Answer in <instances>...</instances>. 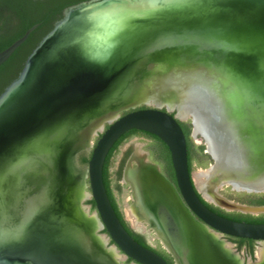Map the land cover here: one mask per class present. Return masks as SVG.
<instances>
[{
    "label": "water",
    "instance_id": "95a60500",
    "mask_svg": "<svg viewBox=\"0 0 264 264\" xmlns=\"http://www.w3.org/2000/svg\"><path fill=\"white\" fill-rule=\"evenodd\" d=\"M122 2L127 23L105 62L83 54L79 38L88 25L87 4L81 5L64 13L0 93V262L120 264L119 251L138 264H169L128 233L103 184L107 153L122 134L136 129L166 145L178 192L145 159L142 178L136 173L133 181L126 180L125 170L139 164L131 165L132 155L122 181L130 184L141 219L166 239L163 246L173 264H243L222 236L263 244L264 222L229 219L203 201L264 213V205L218 192L225 185L264 192V0ZM33 28L0 51V65ZM213 78L229 80L223 103L206 86ZM173 88L182 91L174 105L147 99ZM181 102L194 110H181ZM187 119L191 136L202 138L212 159L203 169L211 199L188 169L179 124ZM93 124L101 128L94 130ZM90 147L82 164L79 156ZM85 176L90 192L84 189ZM86 198L96 208L89 216ZM99 228L113 245L96 234ZM256 257L248 264H264V254Z\"/></svg>",
    "mask_w": 264,
    "mask_h": 264
},
{
    "label": "flooded vegetation",
    "instance_id": "af4514ba",
    "mask_svg": "<svg viewBox=\"0 0 264 264\" xmlns=\"http://www.w3.org/2000/svg\"><path fill=\"white\" fill-rule=\"evenodd\" d=\"M89 2L90 0H0V51L7 48L10 44L15 42L19 38H21L24 35V33L27 31V29L34 26V28L30 31L28 36L24 39V41L20 45H18L15 48V50L11 53V55L7 58L9 59V62L6 64L4 70L10 75L12 74L15 75V76L12 75V77L10 78V82L17 77L28 55L39 44V42L53 29L56 23L62 19V17L64 16V13L69 10L75 9L81 5H86ZM141 106H145V105L142 104L138 106L137 108H142ZM162 107L165 108V105H163ZM133 152L129 153L128 157L126 158L124 165H123L122 173H123L127 160L133 154ZM144 154H145L144 159L146 161L155 163L158 166V170L165 177V179L169 182L171 187L174 188L175 191L178 192L175 177H172L170 174H167L165 170L163 169V167L161 166V164H159L158 162L154 161L151 158L150 150L146 153L144 152ZM131 165L134 167L135 162H132ZM110 177L112 179V182H115V174H111ZM121 179H122V176H121ZM121 179L118 181L119 183ZM261 193H264V192H260V193H246V192L243 193L242 192L243 195H247V194H257L258 195ZM87 200L85 202L86 203L85 205L87 206V213L89 216L91 215L93 210L91 209V205L87 203ZM225 211L232 212L235 210H231V211L225 210ZM249 214L252 215V213H249ZM140 222L144 225V227L147 230H153L156 232L155 228H153V226L147 220L140 219ZM136 232L142 234L146 242L150 246H152L148 242L144 233L139 232V231H136ZM96 234L99 236L103 234L106 235L105 236L107 239L106 246L113 245L112 242L107 237V233L103 232V229H100V228L97 229ZM222 237L225 238L226 241L231 244L232 250H234V252H237L243 264L254 262L257 259L256 247L261 245L258 241L248 239L247 241L244 242L242 246H239L238 241L235 240L237 237H231V236H226V235H223ZM251 243L254 247L252 255L249 252V244ZM152 247L156 248L154 246ZM117 254L121 255V252L118 251ZM120 264H138V263L133 262L129 258H124V260L120 262Z\"/></svg>",
    "mask_w": 264,
    "mask_h": 264
},
{
    "label": "trees",
    "instance_id": "16d2710c",
    "mask_svg": "<svg viewBox=\"0 0 264 264\" xmlns=\"http://www.w3.org/2000/svg\"><path fill=\"white\" fill-rule=\"evenodd\" d=\"M9 62V59H7L6 61H4L1 65H0V93L2 92L3 88L10 82V78L13 76H15L14 74L10 75L8 74L4 68L6 66V64ZM141 107H145V106H141ZM125 112H122V114ZM179 124L181 125L183 132L185 134V138H186V142H187V162H188V169L191 172L193 169V161H192V151H191V146H190V141H189V130L191 127L190 122H182L179 121ZM107 127V125H106ZM136 134H142L145 136H148L152 141H153V145L151 148V158L158 162L159 164H161V166L163 167V169L165 170V172L167 174H170L172 177H174V172L172 169V165H171V161H170V154L168 151V148L166 147V145L156 136L149 134L147 132L141 131V130H136V129H131L126 131L124 134H122L113 144V146L110 148L109 152L106 155V158L104 160V164H103V168H102V178H103V184L106 190V193L109 197V200L114 208V211L116 213V215L118 216V218L120 219L121 223L123 224V226L125 227V229L128 231V233L140 244L149 247L153 250H155L157 253H159L169 264H173V260L171 258V256L169 255L168 252L164 251V250H160L158 248H153L152 246H150L144 236L136 231H134L129 224L127 223L126 220H124L123 214L120 211L118 204L116 202L115 199V195H114V189L120 191L121 190V184L118 182L121 179L122 176V169H123V165L124 162L127 158V156L130 153V149H128L125 153L124 156L122 157L117 170L114 172L115 174V182H112V179L110 177L111 173L109 171L110 169V165H111V158L113 157V155L115 154V152L117 151L119 145L125 141L126 139H128L130 136L132 135H136ZM204 148L205 146L203 144L197 145L196 146V150L198 152V154L204 159V161L202 163H200L201 166H207L208 164H210L212 162L211 157L209 156V154L204 152ZM91 155V151L86 154L81 153L79 156V160L82 164H87L88 159L90 158ZM248 198L246 200H244L243 202H246L245 204H249V205H264V193L261 194H247ZM203 200V199H202ZM206 206L208 208H210L212 211L227 217L229 219H233V220H239V221H245V222H264V214L262 215H258V216H254L251 215L249 213H242V212H238V211H232V212H228L225 211L211 203H207L205 201H203ZM87 203H89L91 205V209L95 210V204L94 201L92 199L87 200ZM103 232H106L105 229H103ZM235 240L238 241V245L242 246L244 244L245 241H247L248 239L246 238H236ZM253 245L252 243L249 244V252L252 255L253 254Z\"/></svg>",
    "mask_w": 264,
    "mask_h": 264
},
{
    "label": "clouds",
    "instance_id": "9594fccd",
    "mask_svg": "<svg viewBox=\"0 0 264 264\" xmlns=\"http://www.w3.org/2000/svg\"><path fill=\"white\" fill-rule=\"evenodd\" d=\"M126 5L122 0H90L86 7L87 29L79 38L83 54L91 61L103 63L117 43V36L127 23ZM210 94L219 103L228 95L227 78H213L206 82Z\"/></svg>",
    "mask_w": 264,
    "mask_h": 264
},
{
    "label": "rangeland",
    "instance_id": "374dc122",
    "mask_svg": "<svg viewBox=\"0 0 264 264\" xmlns=\"http://www.w3.org/2000/svg\"><path fill=\"white\" fill-rule=\"evenodd\" d=\"M182 122H190L189 119L187 120H183ZM107 124H105L106 127ZM191 130L192 127H190L189 130V141H190V146H191V151H192V161H193V169H192V175L195 172H198L201 169H205V167L207 166H201L200 163H202L204 161V159L198 154L197 150H196V146L203 144V140L200 136H196V137H192L191 136ZM100 132H98V134H93L92 139H91V143L92 146L95 144L98 136H99ZM153 145V141L145 135L142 134H136V135H132L130 136L128 139H126L125 141H123L117 151L115 152V154L113 155V157L111 158V165H110V172L111 174H114V171L116 170V168H118V165L122 159V157L124 156V153L130 149V153L135 151L136 149H138L141 152H148L149 150H151ZM204 145V144H203ZM91 151V147L89 148V151L85 152L86 154H88ZM128 157V156H127ZM194 177V176H193ZM83 181L85 183L84 189L87 192H90L89 186H88V177L85 176L83 178ZM121 184V190L118 191L116 189H114V195H115V199L118 203V206L120 208V211L123 214L124 219L127 221V223L136 231L142 232L145 234L148 242L160 249V250H165L164 246H163V242L162 240L158 237L157 233L153 230H147L144 225L141 223V228H136L132 225L130 219L127 217L126 214V207L130 206L133 204V198H132V190L131 187L129 186V184L127 182L120 181ZM219 193H221L223 196L227 197L228 199H231L233 201L236 202H240V203H246L243 202L244 200H246L248 197L247 195H243L242 192L243 191H234L230 188V186L225 185L219 188L218 190ZM244 193V192H243ZM87 198L83 200V204H86ZM93 212H95V210H93ZM93 212L91 214H93ZM264 213H252V215L254 216H258V215H262ZM106 235H101V237L105 240ZM257 249V247H256ZM115 259H117L119 262H122L124 260V256L123 255H119V257H115Z\"/></svg>",
    "mask_w": 264,
    "mask_h": 264
},
{
    "label": "bare ground",
    "instance_id": "6f19581e",
    "mask_svg": "<svg viewBox=\"0 0 264 264\" xmlns=\"http://www.w3.org/2000/svg\"><path fill=\"white\" fill-rule=\"evenodd\" d=\"M170 88V86H169ZM175 88H178V86H176ZM173 88L172 91H168V90H164V91H157V92H154V93H149L148 95V101L150 103H168L170 106L171 105H174L177 103V99L180 98L182 96V91H177L176 92V89ZM141 92L145 91L146 90V86L143 87L142 89H139ZM161 90V89H160ZM173 91H175L173 93ZM145 93V92H144ZM139 97L141 94H138ZM132 97V96H130ZM178 97V98H177ZM180 105V109L182 110H185V111H193L194 108L192 106H190V104H188L187 102H185L184 104L181 102L179 103ZM101 128L100 126H98L97 124H93L91 126V128H93L94 130L96 128ZM93 130V131H94ZM144 152H141L139 151L138 149H136L133 154H132V162H138V168L136 170H139V173L138 171L136 170H131L129 167L125 170V179L128 180V181H133V179L140 174L141 178H142V172H143V168H144ZM138 175H137V174ZM208 172L206 170H199L198 172H195L193 174L194 176V180L196 182V184L199 186V187H202L203 188V191H204V194L207 198L211 199V195H210V192H209V183H208ZM81 195H83L81 193V190H79V192L77 193V196L80 197ZM143 211L141 210V208L139 209L138 205L137 204H133V205H130V206H127L126 207V214H127V217L130 219L132 225L136 228H141V222H140V219H141V215H142ZM160 239L163 241V243L167 244L166 242V239L162 236H160V232L157 234ZM224 247L225 248H229L230 245L228 243L224 244ZM256 254L260 257L264 254V243L261 244L260 246L257 247L256 249Z\"/></svg>",
    "mask_w": 264,
    "mask_h": 264
},
{
    "label": "snow or ice",
    "instance_id": "6c2138e0",
    "mask_svg": "<svg viewBox=\"0 0 264 264\" xmlns=\"http://www.w3.org/2000/svg\"><path fill=\"white\" fill-rule=\"evenodd\" d=\"M0 264H2V262H0Z\"/></svg>",
    "mask_w": 264,
    "mask_h": 264
}]
</instances>
